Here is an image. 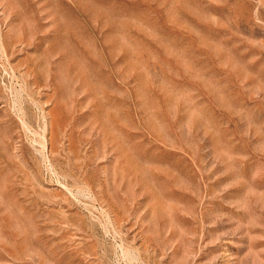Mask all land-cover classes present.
Segmentation results:
<instances>
[{
  "label": "rangeland",
  "instance_id": "rangeland-1",
  "mask_svg": "<svg viewBox=\"0 0 264 264\" xmlns=\"http://www.w3.org/2000/svg\"><path fill=\"white\" fill-rule=\"evenodd\" d=\"M0 264H264V0H0Z\"/></svg>",
  "mask_w": 264,
  "mask_h": 264
}]
</instances>
